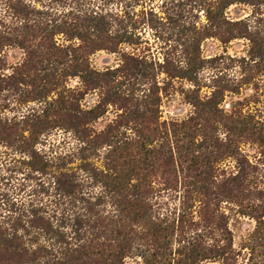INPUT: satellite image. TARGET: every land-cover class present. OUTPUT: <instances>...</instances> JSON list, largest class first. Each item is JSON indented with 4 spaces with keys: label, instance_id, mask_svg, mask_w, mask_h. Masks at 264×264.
Masks as SVG:
<instances>
[{
    "label": "trees",
    "instance_id": "trees-1",
    "mask_svg": "<svg viewBox=\"0 0 264 264\" xmlns=\"http://www.w3.org/2000/svg\"><path fill=\"white\" fill-rule=\"evenodd\" d=\"M242 2L220 3L227 7ZM9 9L23 21L15 30L6 27L0 31V50L5 45H17L25 51L26 59L9 76L1 73L4 65L0 59V92L31 82L30 86L38 90H33V101L47 100L64 84L55 76L61 66L64 77L78 76L88 90H101L103 97L93 109L80 111L59 95L41 113L28 114L17 123L0 114V143L28 155L29 171L39 175L37 199L18 206L13 202L7 213H0V264H127L130 258L140 259L141 264H164L165 250L172 241L176 244L172 264H237L228 217L221 205L230 203L237 214L253 219L257 224L255 237L261 239L264 151L259 164H253L240 152L236 137L264 146V128L248 117L227 118L219 125L214 116L223 91L215 89L205 100L194 97L195 112L182 121L138 119L139 106L130 110L121 103L126 112L97 132L90 124L105 114V107L127 99L117 89L116 71L93 70L75 54L116 52L119 44L130 43V35L124 39L111 32L114 19L109 14L86 13L81 23L79 15H74L73 23L58 24L54 19H30L32 14L42 13L32 11L22 1H10ZM212 19L216 21L213 26L220 29L218 15ZM49 24L58 30L47 35L44 31ZM231 24L237 27L240 22ZM64 29L70 38L80 40L76 48L53 41L55 33ZM11 32L16 34L11 37ZM242 34L243 30H233L229 41ZM191 64L187 59L171 78L188 79ZM151 70L155 79L156 72L153 67ZM155 100L160 101L158 97ZM154 105L152 113L158 112V103ZM219 126L226 132L224 140L217 135ZM58 127L74 132L79 140L80 173L54 166L34 149L42 133ZM99 147L106 151L102 168L89 161ZM226 159L234 162L233 170L220 168ZM155 177L176 193L177 183L183 181L180 185L187 204L165 213L153 208L150 199L155 192L149 179ZM92 185H99L100 192L90 191ZM195 206L198 210L194 212ZM209 237L214 239L210 245L205 242Z\"/></svg>",
    "mask_w": 264,
    "mask_h": 264
},
{
    "label": "rangeland",
    "instance_id": "rangeland-1",
    "mask_svg": "<svg viewBox=\"0 0 264 264\" xmlns=\"http://www.w3.org/2000/svg\"><path fill=\"white\" fill-rule=\"evenodd\" d=\"M10 1H22L32 11L42 13L32 14L30 19H54L58 24L64 21L73 23L74 15H79L81 23L86 13L109 14L114 19L111 32L122 35L124 39L130 35V43L119 44L116 52L99 50L89 55L86 51L75 54L81 61L89 62L93 70L101 73L116 71L114 81L117 89L127 99L109 103L105 107V114L90 124L95 131L104 130L123 111L126 112V108H121V103H125V107H130V110L139 106L136 110L140 115L138 119L155 118L159 123L185 120L195 112L193 98L199 96L205 100L215 89L223 91L221 102L217 103L219 112L214 116L215 121L220 122L219 125H223L227 118L248 117L264 128V0H243L242 3L227 7L220 3L223 0H0V31L6 27L11 30L21 27L20 22L23 20L14 17L13 11L9 9ZM215 15H218L220 29L213 26L216 24L212 19ZM233 22H240V25L235 27L231 24ZM56 27L49 24L45 34L57 31ZM65 29L60 30L64 32H56L53 41L59 46L76 48L80 40L70 38ZM235 29L243 30V34L229 41ZM15 34L10 33L11 37ZM0 59L4 65L1 73L9 76L14 68L23 63L26 54L17 45H5L0 50ZM187 59H191L192 63L189 78H171L177 67L185 66ZM152 67L156 72L155 79H152ZM58 69L55 76L64 84L54 90L47 100L33 101L32 97L38 90L30 86L31 82L29 85H20L16 90L1 91L2 118L21 122L28 114L41 113L48 102H54L59 95H63L80 111H88L99 104L103 97L101 90H88L81 78L64 77L61 66ZM156 97L159 102L155 100ZM154 103H158V112L152 113L156 108ZM217 135L224 140V127L219 126ZM236 139L240 152L249 162L259 164L264 146L245 137ZM34 147L54 166L80 173V143L74 132L60 127L46 130ZM92 154L89 161L102 168L105 148L99 147ZM27 157L14 146L0 143V213H7L8 205L13 202L18 206L38 198L39 175L29 171ZM233 167L234 162L230 159L220 163V168L227 171L233 170ZM42 180L47 181V178L43 177ZM149 181L155 192L150 199L153 208H160L165 213L166 210L178 209L187 204L180 185L183 181L177 183V193L167 190L159 177L150 178ZM89 190L97 194L101 188L92 185ZM103 205L109 208L106 202ZM221 209L228 217L237 264L263 263L264 234L261 239L255 237L256 222L237 214L236 207L230 203L224 202ZM193 210L197 211L198 206ZM205 242L210 245L214 239L209 237ZM175 247L172 241V245L165 250L164 264H172ZM126 263L141 264L142 261L130 258Z\"/></svg>",
    "mask_w": 264,
    "mask_h": 264
}]
</instances>
